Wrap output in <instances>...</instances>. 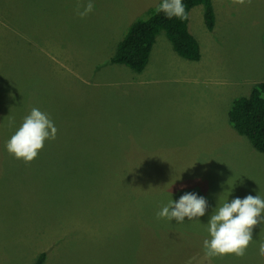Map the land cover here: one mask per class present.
Returning a JSON list of instances; mask_svg holds the SVG:
<instances>
[{
	"label": "rangeland",
	"instance_id": "374dc122",
	"mask_svg": "<svg viewBox=\"0 0 264 264\" xmlns=\"http://www.w3.org/2000/svg\"><path fill=\"white\" fill-rule=\"evenodd\" d=\"M160 1L93 0L82 19L77 0H0V264L41 251L45 264H264V223L243 257L203 248L216 208L264 199V153L228 119L264 79V0H212V31L194 6L198 61L167 40L153 51L161 33L143 71L111 62L128 24ZM34 107L58 131L26 164L5 145ZM188 190L206 199L204 216L157 219Z\"/></svg>",
	"mask_w": 264,
	"mask_h": 264
},
{
	"label": "clouds",
	"instance_id": "9594fccd",
	"mask_svg": "<svg viewBox=\"0 0 264 264\" xmlns=\"http://www.w3.org/2000/svg\"><path fill=\"white\" fill-rule=\"evenodd\" d=\"M251 2L252 0H230L233 5H245ZM81 7L83 11L80 10ZM94 7L93 0H88L85 5L77 0L75 13L83 19L94 10ZM157 11L163 12L168 19L174 17L181 21L188 19L182 0H161ZM57 131L48 114L34 107L24 117L22 124L5 146L10 155L27 164L37 158L46 140L56 138ZM207 207V201L203 196L187 192L178 201L170 200L156 213V217L168 221L175 218L177 223H184L185 217L191 221L204 216ZM262 213H264V199L259 195H248L243 199L237 197L231 202L225 201L216 208L207 223L210 239L203 241L206 257L245 256L253 239L254 227L259 223H264ZM258 255L264 259V240L259 243Z\"/></svg>",
	"mask_w": 264,
	"mask_h": 264
},
{
	"label": "trees",
	"instance_id": "16d2710c",
	"mask_svg": "<svg viewBox=\"0 0 264 264\" xmlns=\"http://www.w3.org/2000/svg\"><path fill=\"white\" fill-rule=\"evenodd\" d=\"M188 19H168L156 7L147 10L146 18L133 19L116 44L111 62L123 64L141 72L149 63L150 54L157 37L164 33L173 50L183 58L198 61L201 47L189 30V12L196 5L203 6L204 23L212 31L215 25V11L212 0H182ZM229 123L237 133L247 137L252 146L264 153V79L255 82L247 95L236 96L228 109ZM201 196L197 190H188ZM186 192V193H187ZM47 253H38L33 264H45Z\"/></svg>",
	"mask_w": 264,
	"mask_h": 264
},
{
	"label": "crops",
	"instance_id": "0c3cea01",
	"mask_svg": "<svg viewBox=\"0 0 264 264\" xmlns=\"http://www.w3.org/2000/svg\"><path fill=\"white\" fill-rule=\"evenodd\" d=\"M158 37L160 38V37H161V35H159ZM158 37H157L156 43H155L154 45H156V44H157V41L159 40V38H158ZM166 40H167V39H164L163 41L159 42V43H160V45H159V44H157V45H156V47H155L154 49L152 48V49H153V51H156V52H158V54H159V53L161 52V50H157V48H158V47H160V46H161L162 48H165V46H163V45L166 43ZM167 41H168V40H167ZM150 55H151V54H150ZM149 60H150V59H149ZM238 96H239V95H238ZM235 97H236V96H235ZM235 97H234V98H235ZM234 98H233V99H234ZM229 106H230V105H229Z\"/></svg>",
	"mask_w": 264,
	"mask_h": 264
}]
</instances>
